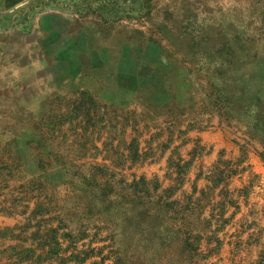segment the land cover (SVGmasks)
Instances as JSON below:
<instances>
[{
  "label": "rangeland",
  "instance_id": "rangeland-1",
  "mask_svg": "<svg viewBox=\"0 0 264 264\" xmlns=\"http://www.w3.org/2000/svg\"><path fill=\"white\" fill-rule=\"evenodd\" d=\"M172 84L183 111L177 93L169 109L115 110L0 84V214L28 212L32 241L75 264H264V95L226 125L193 82Z\"/></svg>",
  "mask_w": 264,
  "mask_h": 264
},
{
  "label": "crops",
  "instance_id": "crops-1",
  "mask_svg": "<svg viewBox=\"0 0 264 264\" xmlns=\"http://www.w3.org/2000/svg\"><path fill=\"white\" fill-rule=\"evenodd\" d=\"M72 1L0 0L2 90L85 95L115 110L169 109L177 93L183 111L189 92L172 81L187 80L226 125L264 95V0H120L125 12L83 17ZM27 215L0 214V264H75L32 241Z\"/></svg>",
  "mask_w": 264,
  "mask_h": 264
},
{
  "label": "trees",
  "instance_id": "trees-1",
  "mask_svg": "<svg viewBox=\"0 0 264 264\" xmlns=\"http://www.w3.org/2000/svg\"><path fill=\"white\" fill-rule=\"evenodd\" d=\"M125 11H126L125 8H123V9H122V12H125Z\"/></svg>",
  "mask_w": 264,
  "mask_h": 264
}]
</instances>
